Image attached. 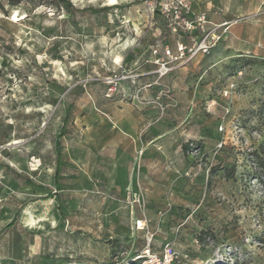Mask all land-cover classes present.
<instances>
[{
  "label": "rangeland",
  "instance_id": "rangeland-1",
  "mask_svg": "<svg viewBox=\"0 0 264 264\" xmlns=\"http://www.w3.org/2000/svg\"><path fill=\"white\" fill-rule=\"evenodd\" d=\"M68 1L0 0V264H264V0L163 77L161 0Z\"/></svg>",
  "mask_w": 264,
  "mask_h": 264
},
{
  "label": "built area",
  "instance_id": "built-area-1",
  "mask_svg": "<svg viewBox=\"0 0 264 264\" xmlns=\"http://www.w3.org/2000/svg\"><path fill=\"white\" fill-rule=\"evenodd\" d=\"M160 7L169 26L175 31L184 30L189 35L190 42L179 41L174 49L169 46L163 48L161 55L155 60L159 77L169 74L176 66L200 53H211L228 30L225 24L211 22L204 13L191 16L192 8L187 0H161ZM158 51L155 49V54ZM143 254L154 264H171L175 256L173 247L168 245L162 260L153 250L152 238L148 239Z\"/></svg>",
  "mask_w": 264,
  "mask_h": 264
},
{
  "label": "trees",
  "instance_id": "trees-1",
  "mask_svg": "<svg viewBox=\"0 0 264 264\" xmlns=\"http://www.w3.org/2000/svg\"><path fill=\"white\" fill-rule=\"evenodd\" d=\"M60 1H63V2H65V3H69L68 0H60ZM228 177H231V175H229Z\"/></svg>",
  "mask_w": 264,
  "mask_h": 264
},
{
  "label": "bare ground",
  "instance_id": "bare-ground-1",
  "mask_svg": "<svg viewBox=\"0 0 264 264\" xmlns=\"http://www.w3.org/2000/svg\"><path fill=\"white\" fill-rule=\"evenodd\" d=\"M142 224V223H141Z\"/></svg>",
  "mask_w": 264,
  "mask_h": 264
}]
</instances>
